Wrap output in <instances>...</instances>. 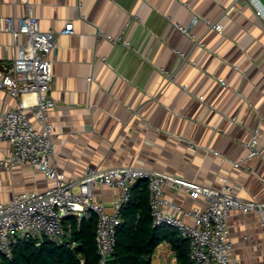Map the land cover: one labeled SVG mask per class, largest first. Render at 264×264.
<instances>
[{"label": "crops", "instance_id": "crops-1", "mask_svg": "<svg viewBox=\"0 0 264 264\" xmlns=\"http://www.w3.org/2000/svg\"><path fill=\"white\" fill-rule=\"evenodd\" d=\"M27 12L43 30L58 31L67 19L74 26L57 35L52 60L50 93L58 106L49 120L58 169L78 176L88 166H142L214 187L226 176L234 193L264 204V20L247 0H0V17ZM172 22L188 26L204 46ZM20 42L21 35L15 40L0 30V63H11ZM35 100L31 92L16 97L0 89V114ZM254 128L260 153L246 159ZM8 147L0 139L1 155ZM50 184L30 165H15L0 174V201ZM115 192L99 185L95 196L109 206ZM164 196L185 208L202 202L171 187ZM228 223L234 264H264V210L235 209ZM149 260L177 264L166 241Z\"/></svg>", "mask_w": 264, "mask_h": 264}, {"label": "built area", "instance_id": "built-area-1", "mask_svg": "<svg viewBox=\"0 0 264 264\" xmlns=\"http://www.w3.org/2000/svg\"><path fill=\"white\" fill-rule=\"evenodd\" d=\"M247 1L264 20L260 0ZM80 5L81 1L78 2ZM196 20L195 15L192 23ZM205 21L210 28L222 30L221 23ZM172 26L192 37L195 44L204 46V42L194 38L188 26L177 22H172ZM0 30L10 32L15 40L22 36L10 66L6 72L0 73V89L16 97L30 92L36 96L34 104L27 106L21 102L18 107L0 114V139L9 142L7 154H0V174L3 170L11 171L15 165L28 164L51 179V184L45 188L13 191L7 200L0 201V253L11 259L14 246L25 239H35L38 244L49 240L57 245L77 248L80 242L68 229L71 218L80 222L94 216L98 263L105 264L113 256L116 232L122 222L121 212L132 196V187L139 180H145L153 227H173L186 238L189 259L193 264H234L228 216L235 209L262 212L264 204L234 193L226 176L221 177L220 186L214 187L184 176L133 165L88 166L81 175H67L52 163L56 146L51 138L54 132L49 112L58 103L50 93V85L56 37L72 33L73 21L67 19L58 31L43 30L38 18L27 12L17 17H0ZM97 35L105 36L113 44L130 47V42L121 36L105 35L100 31ZM159 70L172 79L170 71L163 67ZM218 80L223 81L222 78ZM182 87L186 88V84ZM199 97L201 99L202 95ZM30 110L35 120L29 114ZM258 143L259 129L254 128L250 138L244 142L246 159L259 155ZM190 146L194 147V144L190 143ZM211 151L221 161L229 160L233 167L240 166L239 160L232 161L217 150ZM99 185L116 190L109 206L95 196ZM167 187L182 189L189 197L199 198L202 202L185 208L164 196ZM80 260L83 262L82 256Z\"/></svg>", "mask_w": 264, "mask_h": 264}, {"label": "trees", "instance_id": "trees-1", "mask_svg": "<svg viewBox=\"0 0 264 264\" xmlns=\"http://www.w3.org/2000/svg\"><path fill=\"white\" fill-rule=\"evenodd\" d=\"M121 218L113 251L116 264H139L142 256L150 257L163 241L168 242L174 250L177 264H193L189 259L186 238L173 227L152 226L147 181L139 180L133 185L132 196L123 207ZM95 225L94 216L80 222L71 218L68 229L82 244V249H71L49 240L38 244L35 239H25L14 246L11 259L0 253V264H99L94 238Z\"/></svg>", "mask_w": 264, "mask_h": 264}, {"label": "water", "instance_id": "water-1", "mask_svg": "<svg viewBox=\"0 0 264 264\" xmlns=\"http://www.w3.org/2000/svg\"><path fill=\"white\" fill-rule=\"evenodd\" d=\"M6 66L7 68L10 66V63H0V66ZM78 248L82 249V244L79 243L78 244ZM149 257L147 256H142L139 260V264H148L149 263ZM105 264H116V260H115V257L112 256L110 258H108L106 261H105Z\"/></svg>", "mask_w": 264, "mask_h": 264}]
</instances>
